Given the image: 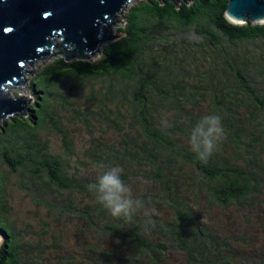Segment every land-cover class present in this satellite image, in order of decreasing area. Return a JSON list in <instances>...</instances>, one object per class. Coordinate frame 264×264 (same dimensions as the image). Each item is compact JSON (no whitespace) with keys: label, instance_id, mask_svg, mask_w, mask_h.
Wrapping results in <instances>:
<instances>
[{"label":"trees","instance_id":"trees-1","mask_svg":"<svg viewBox=\"0 0 264 264\" xmlns=\"http://www.w3.org/2000/svg\"><path fill=\"white\" fill-rule=\"evenodd\" d=\"M226 7L227 0H175L173 2L140 0L138 4L124 12L121 18L124 24L116 29L119 37L108 42L94 61H91V58L66 61L65 56L60 54L53 60L40 64L28 85L33 99V103L27 107V111L30 112L29 117L21 118L19 122L16 121L20 120L17 115H12L13 119H5L4 125L11 124L8 128H11L12 133L17 132L14 134V139L9 140L15 143L9 147L11 149L3 148V158L11 171L26 170L32 179L39 178L45 172L50 185L60 191L70 190L74 188L73 181L66 177L61 158L49 155H44L40 159L36 158L38 146L32 141L33 139L26 140L29 135L18 136V131L24 130L27 134H32L50 119L51 115L45 109L46 104L49 106L48 98L57 97L63 102L62 104H66L64 97L56 92H50L52 88L55 90L61 86L65 80L105 79L108 81L107 99H113V96L122 99L126 94L132 97L130 117L134 124L138 123L144 140H141L140 144L137 142L138 139L123 141L122 147L125 153L118 157L115 152L114 157L135 162L143 173V177L147 174L140 166H151L154 174H159L158 179L161 185V191L153 198L155 202L158 201V204L170 208L175 216L170 223L161 226L160 230L167 231V235L161 234L165 240L153 244L148 240L146 233L139 234L142 230L137 227L140 223L133 212L129 217H112L96 201L93 192L89 189L83 191L85 187L75 183V186L79 188L77 192L85 193L94 204L77 208L69 202L62 204L59 209H61L60 214H71L72 211H76L77 216L82 218L86 226L83 232L86 229H92L98 233L100 238L93 241L89 239L92 243L85 246V250L90 254L87 260L89 264H137L144 261L157 264L160 261L159 258L166 256L165 251L173 246L181 250L186 249L187 258L196 264H227L220 253L221 243L216 241L211 228L208 229L209 225L202 223L203 227L200 229V222L190 216L193 206L184 202L183 195L179 194L180 189L176 188V179L179 177H174L172 172L160 175L162 168L172 171L175 164L184 162L191 165L201 182L196 190L204 191L209 199L211 198L221 207L235 203L245 204L255 199L264 183V166H258L256 158H254L255 161H250L252 159L250 150L253 149L254 144H248L247 135H245L248 130L261 126L253 115L244 123L236 119L238 109H245L246 105L244 102L240 103L235 93L224 86L227 77L233 78L238 91L249 100L252 107H255V113L263 114L264 95H259L256 91L255 76L259 75L264 68V48L254 52L246 47L236 48L235 44L264 39V25L233 24L225 17ZM189 28L202 38V43L195 44L183 37L178 39V43L176 40H170V34L174 31H184ZM222 40L229 43L228 48L222 46ZM159 45H162L163 49H160ZM175 48H179V53L182 54L181 59H177ZM185 52H197L203 55L204 59L211 60L212 83H206L199 75L206 87L195 88L193 94L202 95L201 91L210 94L215 105L213 112L222 116L224 133L232 145L241 150L240 153L247 160L245 169L234 168L228 160L220 157L215 159V156L211 155L206 161H201L190 152L182 153L179 148V138L170 139L167 131L163 132L153 126L151 114L156 110V106L153 105V98L157 97L155 94L160 95L159 97L168 106L188 102L189 94L193 101L191 94L193 87L189 89L183 80V68L188 66ZM115 117L114 123L118 120L124 121L122 115L117 114ZM199 119L189 114L187 129ZM28 120L34 124L33 127L28 125ZM182 125L169 129L172 135L178 133L182 137ZM120 127L119 124L116 128ZM3 130L5 127L1 129ZM185 135L187 136V133ZM260 141L257 140V142ZM10 153L14 154L15 158H12ZM2 192L0 182V232L2 234L0 264H23L20 253L23 250L29 253L31 246L21 242L19 232L5 225L6 211L1 205ZM35 193L37 197L45 195L39 189ZM198 195H195L196 199ZM47 205L55 207L48 203ZM95 218L96 220L100 218L106 221L113 220V223H106L100 230L96 220H93ZM148 221H150L149 218H147ZM107 240L111 245L109 248L106 244ZM118 240L125 243L119 249H117ZM84 242H86L85 238ZM215 243L219 245L216 246ZM122 248L127 252H122ZM75 261L74 257L67 259L68 264H73Z\"/></svg>","mask_w":264,"mask_h":264},{"label":"rangeland","instance_id":"rangeland-1","mask_svg":"<svg viewBox=\"0 0 264 264\" xmlns=\"http://www.w3.org/2000/svg\"><path fill=\"white\" fill-rule=\"evenodd\" d=\"M139 1L135 0L129 3L123 13L117 15V19L108 29L111 36H115L116 29L123 26L124 21L121 18L124 12L138 4ZM170 35V40H176L177 43L178 39L182 37L195 44L203 42L192 28L174 31ZM106 44L103 42L100 45L97 52L91 57V61L101 54L102 48ZM228 45L229 43L222 40V46L228 48ZM162 47L159 45L160 49H163ZM235 47H246L255 52L264 48V39L236 43ZM175 51L177 59H181L182 54L179 53V48H175ZM185 53H187L188 66L183 68V80L189 89L193 87L191 89L193 101L189 94L188 102L168 106L159 97L160 95L155 94L157 97L153 98V105L156 106V110L151 114V122L158 130L167 131L170 139L179 138L180 151L187 154L189 150L185 134L188 130V115L191 114L195 119L202 118L212 113L215 105L209 93L201 91L202 95L195 96L193 94L195 88L206 87L205 82L200 79L203 78L206 83H212L211 60L204 59L203 55L197 52ZM58 56L60 55L54 54L26 64L21 72L22 87L5 88V94H12V99L26 100V110L17 115V118L20 119L16 120L17 122L30 114L27 107L33 103V99L28 85L37 67ZM255 78L257 93L264 95V68ZM224 86L226 89H230V92L235 93L236 98L240 99V103L244 102L246 105L245 109H238L236 119L244 123L247 122L248 117L253 115L259 122L260 128L248 130V134L245 133V135H247V143L254 144L253 149L250 150L252 152L250 161L253 162L256 158V164L264 166V112L263 114L255 113V107H252L249 100L238 91L233 78L227 77ZM107 87L108 81L105 79L65 80L61 86L55 90L52 88L50 92L60 94L65 98L66 104H62L63 102L57 97L48 98L49 106L46 104L45 109L50 113V119L46 120V123L41 128L34 130L32 134H27L24 130L18 131V136L29 135L26 140L31 138L36 143L39 148V151H36V158L40 159L44 155L61 158L66 177L73 181L74 188L70 190L60 191L50 185L45 172L39 178L34 179L26 170L12 172L3 158V148H9L15 144L14 141L10 142L9 140L14 139V134L17 132H11V128H8L11 124L4 125L6 118L0 120V130L5 127V130L0 131V182L3 188L1 205L6 211L4 214L5 225L19 232L21 242H26L31 246L29 253H26L25 250L20 253L23 264H68L67 259L70 257H74L76 260L73 264H89L87 260H89L90 254L85 250V246L90 245L91 241L99 239L98 233L92 229H86L83 232L86 226L82 218L77 216L78 213L72 211L71 214H60L61 209L59 208L62 204L65 205L69 202H72L77 208L94 204L85 193L77 192L79 188L75 186V183L84 186L83 191H88V186L95 181L101 171L100 165L120 166L123 169L122 178L132 188L134 198L145 200L142 208L133 211L140 223L137 227L142 230L139 234L146 233L148 240L153 244L165 240L161 234L167 235V231L160 230L161 226L170 223L175 215L170 208L158 204V201L155 202L153 198L161 191L159 174H154L151 166L141 165L140 168L147 174L146 177H143V173L135 162L114 157L115 152L118 157L125 153V149L122 147L123 141L138 139L137 142L140 144L141 140H144L138 123L134 124L130 117L132 97L126 94L122 99L116 96H113V99H107ZM179 98L181 100V97ZM61 105L62 107H60ZM180 111L182 112L180 113ZM117 114L124 117L123 122L118 120L114 123ZM38 115L40 116L39 113ZM10 119L13 117L7 118V120ZM27 122L29 126L33 127V123L31 124L29 120ZM119 124L121 127L118 129L116 127ZM180 124H183V136L180 137L178 133L172 135L169 129L172 130L177 125L179 127ZM257 140L261 141L257 142ZM240 152L241 150L236 149L224 133L223 139L212 156H215V159L220 157L228 160L234 168L245 169L247 160ZM10 155L15 158L14 154L10 153ZM166 172H172L174 177H179L176 179V188L180 189L179 194L183 195L184 202L193 206L190 216L200 222V229L203 227L202 223L209 225L208 229L211 228L214 238L221 243L220 253L227 264H264V183H262V187L257 193L258 197L255 199L247 201L245 204L235 203L221 207L211 198L209 199L204 191L196 190L201 182L191 165L184 162L175 164L172 171L162 168L160 175H166ZM191 177L194 179H190ZM38 189L44 192L43 197H37L35 192ZM198 193L200 194L198 195ZM195 195H198L197 199ZM47 203L55 207H50ZM147 218L150 221L147 222ZM93 220L95 221L96 218ZM96 223L102 230L106 223H113V220L106 221L100 218L96 220ZM84 238L86 242H84ZM117 243V249L125 244L121 240H118ZM106 244L108 248L111 246L108 240ZM103 245L105 246V244ZM215 245L219 244L215 243ZM186 251V249L181 250L173 246L165 251L166 256L159 258L160 261L157 264H196L187 258ZM122 252L127 251L122 248ZM137 264L150 263L144 261Z\"/></svg>","mask_w":264,"mask_h":264},{"label":"water","instance_id":"water-1","mask_svg":"<svg viewBox=\"0 0 264 264\" xmlns=\"http://www.w3.org/2000/svg\"><path fill=\"white\" fill-rule=\"evenodd\" d=\"M133 1L0 0V120L26 110V100L5 94L6 87H22L26 64L54 54L90 59L103 42L119 37L108 29ZM225 17L237 25H264V0H227Z\"/></svg>","mask_w":264,"mask_h":264},{"label":"clouds","instance_id":"clouds-1","mask_svg":"<svg viewBox=\"0 0 264 264\" xmlns=\"http://www.w3.org/2000/svg\"><path fill=\"white\" fill-rule=\"evenodd\" d=\"M224 137L222 116L212 112L194 122L187 132V146L197 159L206 161ZM101 171L90 184L96 201L112 217H129L136 209L143 207V201L134 198L132 188L122 178L123 169L118 165L99 166Z\"/></svg>","mask_w":264,"mask_h":264},{"label":"bare ground","instance_id":"bare-ground-1","mask_svg":"<svg viewBox=\"0 0 264 264\" xmlns=\"http://www.w3.org/2000/svg\"><path fill=\"white\" fill-rule=\"evenodd\" d=\"M6 96H7V98H8V99H12V98H13V95H12V94H10V93H9V94H7Z\"/></svg>","mask_w":264,"mask_h":264},{"label":"flooded vegetation","instance_id":"flooded-vegetation-1","mask_svg":"<svg viewBox=\"0 0 264 264\" xmlns=\"http://www.w3.org/2000/svg\"><path fill=\"white\" fill-rule=\"evenodd\" d=\"M1 131V130H0Z\"/></svg>","mask_w":264,"mask_h":264}]
</instances>
